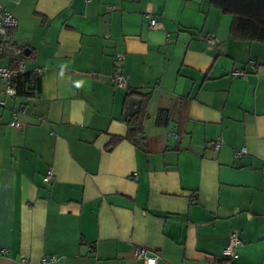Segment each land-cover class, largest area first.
I'll list each match as a JSON object with an SVG mask.
<instances>
[{
  "label": "crops",
  "instance_id": "obj_1",
  "mask_svg": "<svg viewBox=\"0 0 264 264\" xmlns=\"http://www.w3.org/2000/svg\"><path fill=\"white\" fill-rule=\"evenodd\" d=\"M0 6L22 51L0 65L41 79L1 110L0 264H145L135 248L156 264H264V43L234 40L210 0Z\"/></svg>",
  "mask_w": 264,
  "mask_h": 264
},
{
  "label": "built area",
  "instance_id": "obj_2",
  "mask_svg": "<svg viewBox=\"0 0 264 264\" xmlns=\"http://www.w3.org/2000/svg\"><path fill=\"white\" fill-rule=\"evenodd\" d=\"M147 18L149 20V28L154 29L158 21L151 15L148 14ZM17 27L16 19L9 12L5 11L0 6V57L4 55L8 50L14 52L16 56L22 52L20 48H18L11 39V32ZM208 44H214V40L212 38L207 39ZM117 62L123 61L124 57L121 54H116L115 56ZM25 72V65L22 61H18L14 66L10 65H0V124H1V110H3L6 106V99L12 98L16 95L15 89L12 88L13 81L18 77V75L23 74ZM233 77H243L245 72L242 69H235L231 72ZM111 82L113 86L117 89H125L126 82L124 77L120 74V72H115L111 76ZM15 116V113H13ZM11 128H20L21 124L17 120L11 121L9 124ZM222 145V141L220 139H216L213 142V148L218 150ZM245 153V150L242 152L236 153L238 157ZM54 178V173L51 169L47 170L43 177V182L45 184H49ZM239 244V238L236 233H232L229 237V241L227 246L222 250V255L225 258H232L235 255V249ZM133 255L136 259L142 260L145 264H156L157 257L154 255H149L147 251L143 248H135L133 250ZM55 258L43 259V262L54 261Z\"/></svg>",
  "mask_w": 264,
  "mask_h": 264
},
{
  "label": "trees",
  "instance_id": "obj_3",
  "mask_svg": "<svg viewBox=\"0 0 264 264\" xmlns=\"http://www.w3.org/2000/svg\"><path fill=\"white\" fill-rule=\"evenodd\" d=\"M211 5L230 15V35L236 41L264 43V0H210ZM18 97H34L40 93L41 79L33 73H23L13 81ZM134 96V95H131ZM141 104L147 95H135ZM135 117V116H134ZM163 117L160 113L159 119Z\"/></svg>",
  "mask_w": 264,
  "mask_h": 264
},
{
  "label": "water",
  "instance_id": "obj_4",
  "mask_svg": "<svg viewBox=\"0 0 264 264\" xmlns=\"http://www.w3.org/2000/svg\"><path fill=\"white\" fill-rule=\"evenodd\" d=\"M139 101L138 100H130L128 103V111L127 116L130 118L136 113H138Z\"/></svg>",
  "mask_w": 264,
  "mask_h": 264
},
{
  "label": "rangeland",
  "instance_id": "obj_5",
  "mask_svg": "<svg viewBox=\"0 0 264 264\" xmlns=\"http://www.w3.org/2000/svg\"><path fill=\"white\" fill-rule=\"evenodd\" d=\"M12 100H13V99H11V98L7 99L8 104H10V102H11Z\"/></svg>",
  "mask_w": 264,
  "mask_h": 264
}]
</instances>
